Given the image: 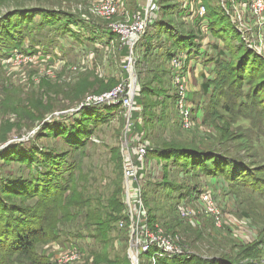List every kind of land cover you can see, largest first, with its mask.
<instances>
[{
	"label": "rangeland",
	"instance_id": "1",
	"mask_svg": "<svg viewBox=\"0 0 264 264\" xmlns=\"http://www.w3.org/2000/svg\"><path fill=\"white\" fill-rule=\"evenodd\" d=\"M248 1L203 0L221 30L217 41L207 23H198L197 34L191 15L182 13L186 0H153L146 45L130 47L135 36L111 27L143 19L148 0H0V188L30 180L39 148L59 156L42 166L59 189L74 163L73 199L79 194L89 208H70L74 215L59 219L55 242L37 244L48 263L55 264L58 248L74 245L81 253L75 264H133L132 258L137 264H264V198L236 181L229 165L235 163L242 180L249 177L247 186L264 190V13L245 8ZM106 3L115 10L109 17L102 12ZM186 37L198 51L172 75L182 54L172 46L167 66L159 55L174 38L181 50ZM13 42L19 48L9 51ZM200 53L208 58L197 59ZM129 57L136 59L132 66ZM242 64L245 73H237ZM130 77V112L121 102L79 107L84 98L126 87ZM141 135L148 147L142 159L133 149ZM174 150L208 155L190 174L179 167L187 156L174 162ZM201 195L211 197L217 220ZM38 199L0 192V203L17 210L12 219L23 223L40 214L29 210L28 217L25 210ZM181 208L192 216L183 217ZM144 229L160 231V241L181 256L166 259L154 247L144 252Z\"/></svg>",
	"mask_w": 264,
	"mask_h": 264
},
{
	"label": "trees",
	"instance_id": "2",
	"mask_svg": "<svg viewBox=\"0 0 264 264\" xmlns=\"http://www.w3.org/2000/svg\"><path fill=\"white\" fill-rule=\"evenodd\" d=\"M155 1H157V0H155ZM201 1L204 5L203 0H201ZM168 2H170V0H168ZM228 4H230V3H228ZM204 7H205V5H204ZM205 9H206V17H205L204 21H206V23H207L206 28L210 32L211 37H213L215 40L218 41V39H220V36H218L219 38L218 37L216 38L215 36H216V33H218L221 30L219 27L217 29L214 28V26L217 25L218 22L213 21L212 15H209V12H210L209 9L206 7H205ZM220 12H221L220 14H221L222 18L225 17L224 16V10L221 9ZM182 13H184L186 15H188V14L191 15V13L189 11L183 10V9H182ZM213 16H214V14H213ZM153 23H154V21L150 24V26ZM198 23H199V21H197L196 19L192 20V24L194 25V28H195L197 34L199 35L200 31H198L196 29ZM233 33L237 34V32H235V31ZM145 34L143 35L142 39L138 42L139 44L138 43L136 44L137 45L136 47H142L143 44L146 45L145 44L146 39H143ZM212 34H214V36H212ZM222 34H223V32H220L218 35H222ZM187 38L188 37H186V40H184V42H183V46L181 49L182 52L180 50V47L178 45V41L176 40V38L172 39V43L169 44L171 46V47H169V51H165L164 54L161 53L159 55L161 59L164 58V63H163L164 66H167V63L174 56V53H175L174 49H176L180 52V54L185 55V66H184L183 70H185L188 67L187 64L189 61H191V59H189L190 55H191L190 52H197L198 50H195V48L192 45H190V46L187 45V41H188ZM13 43L7 44V46H5V47H8L9 51L19 48L18 42H15L13 47L12 48L10 47V49H9V46ZM140 44H142V45H140ZM172 46H174V49L172 48ZM176 46H177V48H175ZM197 46H201V45H197ZM8 50H6V51L3 50V52L7 53ZM246 50L249 51L250 49L246 48ZM32 52H34V51H32ZM250 52L252 53V51H250ZM123 54H124V56H129L127 48H125ZM200 54L201 55L198 56V58H201V57L208 58V55L202 56L203 54L202 53H200ZM222 58L223 57L215 55V61L218 64L222 62ZM163 65L161 63L160 66L162 67ZM242 65H243V68L241 69ZM242 65L241 66L239 65L240 67L238 66V68L236 69L237 73H241V72L245 73L246 65H244V64H242ZM169 71H170V73H172L171 70H169ZM251 72L248 73V77L251 76ZM241 76L243 77L245 75L241 74ZM169 77H172V75L170 74ZM84 100H85V98H84ZM134 104L136 107L140 106V104H141L140 99L135 98ZM84 109H86V108L85 107L82 108V111ZM135 117H136V115H134V118ZM263 120L264 119H262V122H263ZM260 124H261V122H260ZM263 127H264V125H263ZM134 128L136 129V131L138 133L143 131V129L140 128L139 125H135ZM71 143H73V142H71ZM37 151L38 152L35 153V157H37L38 159L34 160L33 162L36 165H38L39 167H37V171L34 172L35 174L31 175L30 180L29 181L15 182L12 185L8 184L5 188H0V192H2V194L6 195L7 198H9L10 195L17 196L20 198H22V197L32 198V197H36V196L40 197V199H38L34 203L33 207L32 206L30 207L31 209H29L27 207L25 208V210L28 211V217L31 216V213H29V210L40 211V214H36V212H35V214L32 213L33 218L29 219L28 221L24 220V223H23V221L19 222L17 219H12V215L17 210L11 209L13 207H11L9 209L10 205H6L7 203H4V204L0 203L2 205L0 208V223H1L0 224V235L2 234L3 231L6 232L5 235L0 236V264H24V263L25 264H50V263H48L49 259L44 255L43 252L42 253L37 252V249H36L37 244H39L40 241H46V242H50V243H52L53 241L55 242L56 235L60 233V232L58 233L57 223H58L59 219H63L66 217L73 216L74 214L71 212V209H89L86 206H84L86 204V201L83 199V197H82V200L79 199V194L77 195V197L75 199H73L74 194L72 193V188H73V182H74L75 177L77 175L75 173V170H74V166H75V165L73 166L74 163L70 164L68 166L69 169H68L67 177H66V179L64 178L62 180V186L59 189L56 187L57 184L55 183L53 178L50 177V173L46 169L42 168V166L44 164H51L52 165L53 161L55 159H58L59 156L54 155L53 153H49L47 151L44 152L42 149L40 150L39 148H37ZM168 151L171 152L170 150H168ZM174 153L175 154H172V158H173L174 162H176L178 158H181L183 156H187L188 160L185 163L180 162L179 167H183L184 170L190 174H193L194 170H197L198 166L204 163V162H202V159L206 155H208V154H205V155L202 154L201 155V154L195 153V152L190 151V150H184V151L174 150ZM28 156H29V153H27L26 156L23 155L22 158H27ZM39 158H41V160ZM22 160H25V159H22ZM229 165L231 168L230 169L231 174L234 175V177H236V181L240 182L247 189H251V194L254 195V193H257V194H259V196H263V198H264V194H263L264 190H262V188H258V187L251 188V187L247 186L245 184V182H247L248 179H245V178H249V177H245L244 180H242L240 178V175H241L240 171H239L238 167L235 166V163L229 164ZM224 166L225 165L221 166V164H220L219 169H224V168H222ZM233 166H235V167L233 168ZM75 169H76V167H75ZM230 170H229V172H230ZM34 175H35V177H34ZM163 183H164V180H163V178H161V181L158 183V186H161V184L163 185ZM256 184L254 181L251 183V185H256ZM3 202H5V201H3ZM68 209H69V211H68ZM65 210H66V212L64 213ZM33 211H31V212H33ZM10 219L12 220V222L10 221ZM16 220H17V222H16ZM26 222H28V223H26ZM23 224H25V226ZM15 227H16V229H15ZM50 236H51V238H50ZM72 247H75V246L72 245ZM174 260H170V261L172 262ZM202 261H204V259H202ZM162 262H168V260L163 259ZM208 262H210V261H208Z\"/></svg>",
	"mask_w": 264,
	"mask_h": 264
},
{
	"label": "built area",
	"instance_id": "3",
	"mask_svg": "<svg viewBox=\"0 0 264 264\" xmlns=\"http://www.w3.org/2000/svg\"><path fill=\"white\" fill-rule=\"evenodd\" d=\"M247 0H243V2H246ZM252 4L250 3V0L248 1V4L246 5L245 8L252 7L258 12L259 15L261 13H264V0H251ZM183 10H187L191 13V19H196L199 21L200 26H205V17H206V9L202 3L201 0H186V2L183 3L182 7ZM114 8L110 5V3H106L105 6L102 8L103 15L106 17H109L114 14ZM155 11H156V6L153 0H148V5L145 9V13L143 15V19L141 17H137V20L134 21V23L130 26L127 25H114L111 27V30L113 33H118L122 36L124 34L132 35L135 36V39L133 40L132 43L129 44V46L137 44L145 34V31L147 29L148 24H151L153 22V19L156 18L155 16ZM261 21L264 22V20L261 18ZM204 31V30H201ZM128 48V47H127ZM131 54V53H130ZM178 61H174L172 63V75L174 73L177 74L178 71L182 70L185 64V55H181L178 57ZM199 59V58H197ZM130 65L134 64L136 62V59H131L129 57L128 59ZM195 62V61H192ZM175 74V81L173 82V86H178L179 85V76ZM132 77H130V81L128 82V85L125 87L124 85L126 84H121L117 86L113 91L110 93H105L100 96H92L86 98L80 105L82 107L85 106H90V105H97V104H103V105H116L117 103H122V105L125 107L127 112H130L132 110V96H133V91H132ZM134 87V85H133ZM126 88V89H125ZM186 112V110H185ZM131 131V130H130ZM129 132V131H128ZM137 138V142H134L133 149L136 153V155H139V157L142 159L144 157V153H146L148 147L145 141L142 139V135ZM130 140V139H129ZM130 163V162H128ZM130 177H134V173H129L128 179ZM140 187V186H139ZM141 188V187H140ZM201 200L206 204L210 205L212 208H215V206L211 202V197H208L206 195H201ZM212 212L213 216H215V219L217 220V217L219 215L218 211H210ZM180 214L183 217H191L192 212L187 209V208H181L180 209ZM145 227V226H144ZM143 236L148 238L144 243L140 242V246H142V250L146 252L150 247L156 248L158 251L162 252L163 258L166 259H172L173 257H179L181 256V252L169 245L167 242L160 241V239L163 237L161 235L160 231H157L156 229L154 230H147L144 229L143 231ZM58 256L55 261V264H75L78 262L79 258L81 257V253L79 250L75 247L72 246H66V247H61L60 249H57Z\"/></svg>",
	"mask_w": 264,
	"mask_h": 264
},
{
	"label": "water",
	"instance_id": "4",
	"mask_svg": "<svg viewBox=\"0 0 264 264\" xmlns=\"http://www.w3.org/2000/svg\"><path fill=\"white\" fill-rule=\"evenodd\" d=\"M131 80H132V84L134 85V83H135V77H132ZM79 107H82V105H80Z\"/></svg>",
	"mask_w": 264,
	"mask_h": 264
},
{
	"label": "bare ground",
	"instance_id": "5",
	"mask_svg": "<svg viewBox=\"0 0 264 264\" xmlns=\"http://www.w3.org/2000/svg\"><path fill=\"white\" fill-rule=\"evenodd\" d=\"M132 260H133V264H137L136 260H134L133 258H132Z\"/></svg>",
	"mask_w": 264,
	"mask_h": 264
},
{
	"label": "crops",
	"instance_id": "6",
	"mask_svg": "<svg viewBox=\"0 0 264 264\" xmlns=\"http://www.w3.org/2000/svg\"><path fill=\"white\" fill-rule=\"evenodd\" d=\"M199 71L201 70V68L198 69Z\"/></svg>",
	"mask_w": 264,
	"mask_h": 264
}]
</instances>
